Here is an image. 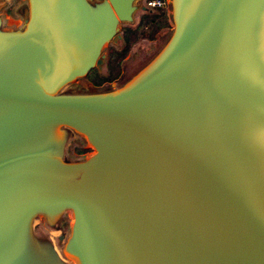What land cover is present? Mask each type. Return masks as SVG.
<instances>
[{"label": "water", "instance_id": "95a60500", "mask_svg": "<svg viewBox=\"0 0 264 264\" xmlns=\"http://www.w3.org/2000/svg\"><path fill=\"white\" fill-rule=\"evenodd\" d=\"M133 1L26 0L23 27L0 30V264L48 262L26 222L66 207L78 264H264V0H170L138 77L53 93L99 66ZM50 125L94 154L48 160Z\"/></svg>", "mask_w": 264, "mask_h": 264}, {"label": "rangeland", "instance_id": "374dc122", "mask_svg": "<svg viewBox=\"0 0 264 264\" xmlns=\"http://www.w3.org/2000/svg\"><path fill=\"white\" fill-rule=\"evenodd\" d=\"M87 1L92 5L99 0ZM146 1L134 0L136 8L132 12L131 21L116 23L114 34L119 37L114 40L110 38L101 45L98 56L102 54V62L98 67L94 66L85 74L65 81L53 93L103 92L118 89L138 77L141 70L166 45L173 31L170 0H167L168 5L164 11L145 5ZM149 17H153L152 22L141 23ZM126 30L127 37L124 38ZM126 38L129 40L127 44ZM42 143L45 157L61 168L68 169L72 164L86 161L94 154L91 144L81 134L62 125L47 127ZM73 174L75 176L77 172L74 170ZM72 223L73 215L68 207L54 214L40 210L32 212L26 222L27 249L30 253H40L39 250L47 252L43 254L48 260L44 264H76L66 248L71 237Z\"/></svg>", "mask_w": 264, "mask_h": 264}, {"label": "crops", "instance_id": "0c3cea01", "mask_svg": "<svg viewBox=\"0 0 264 264\" xmlns=\"http://www.w3.org/2000/svg\"><path fill=\"white\" fill-rule=\"evenodd\" d=\"M164 3H168L164 0ZM26 0H0V30L18 31L23 27L26 16Z\"/></svg>", "mask_w": 264, "mask_h": 264}, {"label": "trees", "instance_id": "16d2710c", "mask_svg": "<svg viewBox=\"0 0 264 264\" xmlns=\"http://www.w3.org/2000/svg\"><path fill=\"white\" fill-rule=\"evenodd\" d=\"M167 5H168V3H163L162 5L158 6V8H160V10L164 11V8H165ZM144 21L152 22V21H153V17L144 18V19L141 21V23H143ZM141 23H140V24H141ZM126 32H128V31L126 30V31L124 32V34H125V35H124V38L127 37ZM122 38H123V36H122ZM124 38H123V39H124ZM125 41H126V44H127L129 40L126 38ZM126 46H127V45H126Z\"/></svg>", "mask_w": 264, "mask_h": 264}, {"label": "built area", "instance_id": "2783aa9c", "mask_svg": "<svg viewBox=\"0 0 264 264\" xmlns=\"http://www.w3.org/2000/svg\"><path fill=\"white\" fill-rule=\"evenodd\" d=\"M164 3V0H147L146 5L150 7H158Z\"/></svg>", "mask_w": 264, "mask_h": 264}, {"label": "bare ground", "instance_id": "6f19581e", "mask_svg": "<svg viewBox=\"0 0 264 264\" xmlns=\"http://www.w3.org/2000/svg\"><path fill=\"white\" fill-rule=\"evenodd\" d=\"M104 44V43H103ZM102 47V46H101ZM160 52V51H159ZM49 127V126H48ZM50 132V131H49ZM54 139V138H53ZM54 145V144H53ZM53 147V146H52ZM52 147H51V149H52ZM50 152V151H49ZM93 155V154H92ZM52 157V156H51ZM91 157V156H90ZM89 159V158H88ZM87 159V160H88ZM59 163V162H58ZM73 165V164H72ZM64 167V166H63ZM70 167V166H69ZM66 169V168H65ZM77 172V171H76ZM78 173V172H77ZM70 209V208H69ZM39 211V210H38ZM63 212V211H62ZM49 214V213H48ZM30 215H32V214H30ZM57 218V217H56ZM72 258V257H71ZM74 260V259H73ZM75 262V261H74ZM77 264V263H76Z\"/></svg>", "mask_w": 264, "mask_h": 264}, {"label": "flooded vegetation", "instance_id": "af4514ba", "mask_svg": "<svg viewBox=\"0 0 264 264\" xmlns=\"http://www.w3.org/2000/svg\"><path fill=\"white\" fill-rule=\"evenodd\" d=\"M145 5H146V3H145ZM147 7V6H146Z\"/></svg>", "mask_w": 264, "mask_h": 264}]
</instances>
